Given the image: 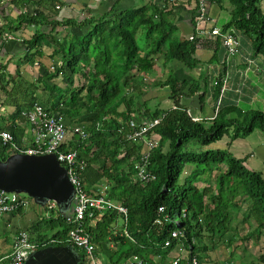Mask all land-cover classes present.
Wrapping results in <instances>:
<instances>
[{
  "label": "trees",
  "instance_id": "1",
  "mask_svg": "<svg viewBox=\"0 0 264 264\" xmlns=\"http://www.w3.org/2000/svg\"><path fill=\"white\" fill-rule=\"evenodd\" d=\"M176 2L165 0L162 7L149 3L125 10L113 7L87 21L89 29L84 35H74L56 47L53 57L60 56L62 63L28 81L26 97L15 101V117L26 119L25 111L35 102L61 117L71 128L62 148L79 150L87 161L81 175L88 193L104 194L128 207L127 219L116 210L96 211L85 218L92 241L105 262L108 256L109 264H129L133 255H139L145 262L157 258L165 263L168 254L177 249L180 253L185 251L183 256H177L178 264H190L192 257L205 264L219 242L231 247L230 252L235 255L238 241L262 244L256 256L264 262V174L248 166V157L240 158L228 149L211 146L232 126L236 137L256 128L264 132V111L220 107L211 121L194 119L184 99L201 89L200 81H182L174 75L166 80L147 79L162 62L177 60L187 68H195L200 62V36L177 39L174 24L164 17L170 4ZM195 4L197 9L196 1ZM234 4L231 20L221 28L235 33L234 28L242 30L251 37L256 51L264 54L261 0H234ZM25 21L40 24L48 22V18L37 12ZM56 23L62 24L59 20ZM210 35L201 36L209 41L208 45L217 46L215 53L222 48L230 58L221 37L212 34V39ZM44 36L45 33L37 32L28 41L31 55L42 53ZM142 43L147 44L146 48H142ZM225 77L228 75L215 80L218 96ZM155 85H169L171 107L160 108L143 101L144 88ZM15 88L4 86L9 100ZM41 88L46 93L39 97ZM200 97L203 102L204 95ZM105 117L104 127L97 128ZM155 118H160V122L152 132L159 144L151 152L148 168L156 178L143 182L136 176L143 143L128 138L132 130L129 121L136 119L141 124ZM81 125L90 133L86 141L75 131ZM9 129L16 134L13 125ZM13 154L11 143L0 140V159L6 161ZM70 202L60 205L55 217L34 227L41 230L34 240L70 245L82 257L83 253L67 240L74 226L66 218L72 207ZM161 206L164 211L159 210ZM126 225L128 234L124 232ZM174 230H182L183 234L173 236ZM231 261L229 264H235ZM79 264L89 263L80 259Z\"/></svg>",
  "mask_w": 264,
  "mask_h": 264
},
{
  "label": "crops",
  "instance_id": "2",
  "mask_svg": "<svg viewBox=\"0 0 264 264\" xmlns=\"http://www.w3.org/2000/svg\"><path fill=\"white\" fill-rule=\"evenodd\" d=\"M164 2L165 0H0V129L10 131L9 127L13 125L16 134L11 133L16 144L20 147L32 146L33 135L30 123L27 118L15 117L17 110L15 101L26 97L28 81L37 79L41 72L54 68L56 63H62L60 56L53 57L59 43L77 34L84 35L89 29L87 21L105 14L113 7L117 10H125L149 3L162 7ZM207 4L211 16L210 27H222L231 20L235 8L234 0H207ZM37 12L43 13L48 18V22L32 24L25 21L28 15H36ZM164 17L174 24L173 33L177 39L187 38L194 32L197 22L195 1L181 0L171 3L170 11L164 13ZM56 20L62 24H57ZM234 29L241 40L240 52L237 55L227 58L222 48L215 53L217 46L208 45L209 41L203 38L205 36H200L202 44L197 49V57L200 61L197 67L187 68L177 60L162 62L157 65L153 75L147 76L148 81L160 78L166 80L169 75H174L182 81H200L201 89L193 96L184 99L194 118L211 121L220 107L237 106L244 112L264 111V54L256 51V45L248 34L237 28ZM37 32L46 35L42 39V53L31 55L28 41ZM210 36L212 39L215 38L212 34ZM226 75H228L227 87L222 92L220 84L221 90L218 96L215 80H221ZM20 80L22 81L19 82ZM4 86L10 90L16 86L11 100L7 97ZM144 90L143 101H147L149 105H158L160 108L172 106L169 85L147 86ZM44 93L46 92L41 88L38 91L39 97ZM201 94L204 95L203 102ZM121 109H124L123 105ZM234 133L235 127L232 126L223 138L211 146L228 149L240 158L248 157V166L264 174V132L256 128L245 136L236 137ZM16 153L14 151V154ZM56 211L57 209L47 210L45 200L38 199L34 200V205L30 204L18 211L0 216V264H4L12 252L13 241L19 230H28L31 238L36 239L41 230H36L34 227L39 222L44 223L45 218L49 220L52 216L55 217ZM226 249L224 258L225 263L229 264L239 251L232 255L231 247ZM182 252L177 249L172 250L165 263L153 258L152 262H145L143 259V264H167L177 256H183ZM210 254L209 261L205 260L204 263L211 264L213 260L218 263L216 251L212 250ZM103 259L105 262L104 256ZM109 260L107 256L105 264H109Z\"/></svg>",
  "mask_w": 264,
  "mask_h": 264
},
{
  "label": "built area",
  "instance_id": "3",
  "mask_svg": "<svg viewBox=\"0 0 264 264\" xmlns=\"http://www.w3.org/2000/svg\"><path fill=\"white\" fill-rule=\"evenodd\" d=\"M181 1V0H170ZM197 2V22L195 31L189 35L190 39L194 37L214 34L219 35L222 39L223 45L226 47L227 56L233 57L240 52L241 40L234 31H224L219 26L210 27L209 21L211 16L208 13L207 0H194ZM264 8V0H261ZM53 68V67H51ZM228 78L225 77L222 84V90L227 87ZM217 83V82H216ZM25 115L30 123L33 145L30 147H20L16 144L14 136L11 131L7 129H0V140L3 143H11L12 148L17 153H27L32 155L41 154H55L57 159L67 169L70 181L73 184L74 190L72 194V207L66 218L72 222L74 226L69 231L67 240L73 244L83 253L80 259H84L89 264H105L103 253L97 248L92 241L91 235L86 227L85 218L90 217L96 211L116 210L123 214L127 219L128 207L120 202H115L104 194H89L85 181L81 175V171L87 166L85 158L79 155V150H64L62 147L66 143L71 128L59 116L51 114L44 105L40 102H35L31 109L25 111ZM194 119H198L195 117ZM105 117L97 123V128L102 129L105 124ZM160 122V118L150 119L143 123H139L136 119H130L129 123L132 127L128 134L129 139H140L143 143V151L140 160L136 164L137 174L139 180L143 182H150L156 178V174L151 171L148 166L150 164V156L152 150L159 144V138L154 132L153 128ZM123 127V125H121ZM81 139L86 141L90 137V133L84 126L75 127ZM152 133H151V132ZM28 195V194H27ZM31 198L38 200L28 195V197L21 195V192L6 191L0 188V216L6 213L18 211L23 207L31 204ZM45 207L47 210L59 209L60 205L53 199L45 200ZM164 211V207L159 208ZM124 232L128 234L127 225L124 226ZM182 230H174L173 236L182 235ZM51 242H39L31 238L28 230L22 229L16 234L13 241L12 252L7 257L4 264H24L31 253L39 248L49 245ZM166 244H169L167 241ZM180 257L172 260L168 264H178ZM143 259L139 255H133L129 259V264H143ZM190 264H200L197 257H192Z\"/></svg>",
  "mask_w": 264,
  "mask_h": 264
},
{
  "label": "water",
  "instance_id": "4",
  "mask_svg": "<svg viewBox=\"0 0 264 264\" xmlns=\"http://www.w3.org/2000/svg\"><path fill=\"white\" fill-rule=\"evenodd\" d=\"M0 188L24 192L40 200L53 199L68 205L73 184L67 169L55 154L16 153L6 161L0 159ZM80 258L70 245L50 244L37 249L24 264H79Z\"/></svg>",
  "mask_w": 264,
  "mask_h": 264
},
{
  "label": "rangeland",
  "instance_id": "5",
  "mask_svg": "<svg viewBox=\"0 0 264 264\" xmlns=\"http://www.w3.org/2000/svg\"><path fill=\"white\" fill-rule=\"evenodd\" d=\"M142 48H146V43H142ZM56 96H57V92H56ZM21 195L23 196H26L28 197V195L24 192H21ZM71 201V200H70ZM31 204L34 205V199L31 198ZM70 204L72 205V201L70 202ZM39 209V207H38ZM47 218H45L44 221H46ZM120 225H123V221L120 220ZM46 231H49L48 233L51 234V231L48 229ZM237 245H238V248H236L237 251H239V253L234 256V258L232 259V262L235 263V264H244V263H241L242 261H246L249 263V261H256L254 263L256 264H264V262H261L258 259V257L256 255H258L260 253V250H261V246L257 245V244H254L253 241H249L247 242L246 244L245 243H241V241H238L237 242ZM234 245H232L233 247ZM212 250H215L216 251V255L218 256V263H216L214 260L211 262V264H226L225 263V253H227V249L226 247L223 246V244L221 242H219L216 247H214V249ZM211 251V250H210ZM212 253V251H211ZM243 256L240 260V257L239 256ZM245 255V256H244ZM217 260V259H215ZM245 262V264H247Z\"/></svg>",
  "mask_w": 264,
  "mask_h": 264
},
{
  "label": "bare ground",
  "instance_id": "6",
  "mask_svg": "<svg viewBox=\"0 0 264 264\" xmlns=\"http://www.w3.org/2000/svg\"><path fill=\"white\" fill-rule=\"evenodd\" d=\"M64 166V165H63Z\"/></svg>",
  "mask_w": 264,
  "mask_h": 264
}]
</instances>
